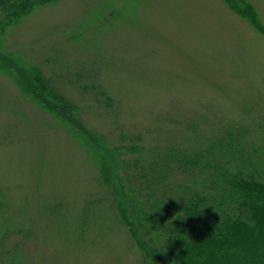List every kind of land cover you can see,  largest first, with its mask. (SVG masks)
<instances>
[{"label":"rangeland","instance_id":"obj_1","mask_svg":"<svg viewBox=\"0 0 264 264\" xmlns=\"http://www.w3.org/2000/svg\"><path fill=\"white\" fill-rule=\"evenodd\" d=\"M32 4L0 14V264H152L121 208L181 174L140 197L134 160L228 127L264 142V31L227 0Z\"/></svg>","mask_w":264,"mask_h":264},{"label":"trees","instance_id":"obj_2","mask_svg":"<svg viewBox=\"0 0 264 264\" xmlns=\"http://www.w3.org/2000/svg\"><path fill=\"white\" fill-rule=\"evenodd\" d=\"M10 1L0 0L8 6L0 14L8 17L15 11L17 17L33 8L34 0L20 1L29 2L28 11L23 4L22 9L10 6ZM227 1L237 14L252 19L264 31L251 4ZM76 75L80 78L82 73ZM222 132L208 137L200 147L155 151L152 164L134 160L136 176L141 174L144 179V188L138 189L140 197L163 186L159 183L156 187L158 182L152 176L170 178L173 163L181 174L177 184L170 178L167 187L163 186L168 190L167 199L156 203L139 198L141 203L131 200V206L121 208L122 221L139 237L138 247L152 264H264V142L247 130L228 127ZM103 179L110 183L106 169ZM111 195L118 212L122 193L116 197L112 191ZM2 204L0 199V215ZM11 233L0 227L1 239ZM19 261L14 255L10 262Z\"/></svg>","mask_w":264,"mask_h":264}]
</instances>
